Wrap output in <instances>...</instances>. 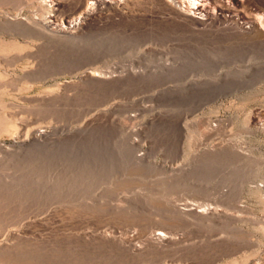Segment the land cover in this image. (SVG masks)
I'll return each mask as SVG.
<instances>
[{"label":"rangeland","instance_id":"rangeland-1","mask_svg":"<svg viewBox=\"0 0 264 264\" xmlns=\"http://www.w3.org/2000/svg\"><path fill=\"white\" fill-rule=\"evenodd\" d=\"M56 1L0 0V264H264V0Z\"/></svg>","mask_w":264,"mask_h":264},{"label":"bare ground","instance_id":"bare-ground-1","mask_svg":"<svg viewBox=\"0 0 264 264\" xmlns=\"http://www.w3.org/2000/svg\"><path fill=\"white\" fill-rule=\"evenodd\" d=\"M48 1L51 2V4L58 3L56 0H48ZM87 1H90V0H87ZM106 2H107V0H92L91 1V4H92V6H95L96 7V5H98V3L101 4V5H104ZM92 6L89 5V8L92 7ZM197 13L202 15V12H201L200 9L197 10ZM50 22L54 26L55 22L53 20H50ZM259 23H261L260 25H262V28H264V25H263L264 23H263L262 19H260V22ZM59 31H62L64 33H69L70 29H68V28H64V29L55 28L52 32L58 33ZM155 236H156V238H158L160 240H168L170 238L165 232H162V231H159V230L156 231Z\"/></svg>","mask_w":264,"mask_h":264}]
</instances>
